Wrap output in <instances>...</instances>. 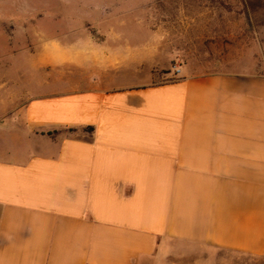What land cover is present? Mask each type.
<instances>
[{
	"label": "crops",
	"instance_id": "1",
	"mask_svg": "<svg viewBox=\"0 0 264 264\" xmlns=\"http://www.w3.org/2000/svg\"><path fill=\"white\" fill-rule=\"evenodd\" d=\"M32 2L0 0L11 37L47 38L26 29L39 10L59 22ZM107 6L75 3L67 33L30 52L25 68L67 69L74 88L0 131V264H159L185 245L264 257V74L188 64L153 84L176 52L141 46Z\"/></svg>",
	"mask_w": 264,
	"mask_h": 264
},
{
	"label": "rangeland",
	"instance_id": "2",
	"mask_svg": "<svg viewBox=\"0 0 264 264\" xmlns=\"http://www.w3.org/2000/svg\"><path fill=\"white\" fill-rule=\"evenodd\" d=\"M47 1H54L58 7L59 22L54 23L52 16L39 10L34 27L26 25V29L34 28L47 38L27 30L23 32L25 36L13 38L11 24L0 22V131L12 123L21 124L20 115L15 113L23 109L27 100L74 88L58 84L62 77L67 78V69L52 70L49 66L35 71L25 67L30 52L42 42L67 33L66 14L75 3L83 1L107 3L108 13L122 16L123 31L135 30L137 21L140 26L136 39L141 46L153 41L162 54L176 52L177 57L168 63V68L158 70L150 80L153 84L172 81L163 73L168 69V73L176 76L175 67L180 70L188 64L197 71L230 69L264 74V0H33L32 3L39 7ZM118 19L103 21L100 29H115ZM181 51L189 56L180 57ZM174 252L159 264H264V257L254 259L205 246H179Z\"/></svg>",
	"mask_w": 264,
	"mask_h": 264
},
{
	"label": "trees",
	"instance_id": "3",
	"mask_svg": "<svg viewBox=\"0 0 264 264\" xmlns=\"http://www.w3.org/2000/svg\"><path fill=\"white\" fill-rule=\"evenodd\" d=\"M87 129L88 130H92L91 128H87ZM68 132L73 133V132H75V130L74 129H69Z\"/></svg>",
	"mask_w": 264,
	"mask_h": 264
},
{
	"label": "built area",
	"instance_id": "4",
	"mask_svg": "<svg viewBox=\"0 0 264 264\" xmlns=\"http://www.w3.org/2000/svg\"><path fill=\"white\" fill-rule=\"evenodd\" d=\"M175 73L176 74H179L180 73V70L177 67H175Z\"/></svg>",
	"mask_w": 264,
	"mask_h": 264
}]
</instances>
